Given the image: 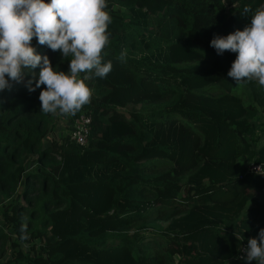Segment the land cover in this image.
<instances>
[{
	"label": "trees",
	"instance_id": "1",
	"mask_svg": "<svg viewBox=\"0 0 264 264\" xmlns=\"http://www.w3.org/2000/svg\"><path fill=\"white\" fill-rule=\"evenodd\" d=\"M106 3L102 63L113 68L85 81L90 103L66 123L70 131L78 116L90 117L87 146L54 132L57 114L40 111L46 86L25 87L31 74L0 91V261L246 264L240 234L258 239L264 229V173L243 167L264 158V146L255 154L246 140L264 86H237L228 72L238 53L220 56L210 45L244 30L264 0ZM32 46L70 71V55L35 37Z\"/></svg>",
	"mask_w": 264,
	"mask_h": 264
},
{
	"label": "clouds",
	"instance_id": "2",
	"mask_svg": "<svg viewBox=\"0 0 264 264\" xmlns=\"http://www.w3.org/2000/svg\"><path fill=\"white\" fill-rule=\"evenodd\" d=\"M106 8V0H0V91L31 74L25 83L29 93L46 86L39 95L42 113L76 115L92 97L85 81L93 75L105 78L113 68L111 61L102 63L111 23ZM34 37L53 52L73 57L67 74L55 70L48 56L37 53L32 46ZM210 46L220 56L226 51L238 53L228 72L237 86L253 80L264 86V4L254 11L244 30L226 37L214 35ZM125 58L126 50H122L119 60ZM37 67L38 77L33 71ZM81 73L86 75L81 78ZM28 221L27 215L21 216L19 240L24 248L29 246ZM243 253L239 259L246 264H264V229L258 239L248 240Z\"/></svg>",
	"mask_w": 264,
	"mask_h": 264
},
{
	"label": "rangeland",
	"instance_id": "3",
	"mask_svg": "<svg viewBox=\"0 0 264 264\" xmlns=\"http://www.w3.org/2000/svg\"><path fill=\"white\" fill-rule=\"evenodd\" d=\"M72 58L73 57L71 56L70 60ZM241 95L244 97L246 101H249L248 91L243 92ZM258 109H259V112L253 119L254 131L251 135L246 137V140L250 142V144L252 145V148L255 154H257L258 150L264 146V105L258 104ZM68 116L69 115L65 116V115L57 114L53 117L52 128L58 136H61V137L66 136L69 133V126L66 124ZM256 157L258 156L255 155L254 158L248 159L244 163L243 167L245 168V170H249L251 164H260L263 167V173H264V158L260 159L259 161H256L257 159ZM246 216H249V214L247 213ZM2 226L4 227V225ZM156 227H158V225ZM132 231H133L132 229H129L126 231L122 230L120 233H127V232H132ZM240 236H241V239L243 238V239L249 240L250 238L248 234L243 233V232L240 234ZM25 250H27V248H25ZM2 262L3 261H0V264H2Z\"/></svg>",
	"mask_w": 264,
	"mask_h": 264
},
{
	"label": "built area",
	"instance_id": "4",
	"mask_svg": "<svg viewBox=\"0 0 264 264\" xmlns=\"http://www.w3.org/2000/svg\"><path fill=\"white\" fill-rule=\"evenodd\" d=\"M91 123L90 117L86 114L78 116L72 124V128L69 131V138L72 142L79 146H87L89 144V125ZM251 171L256 173H263V167L260 164H251ZM248 239H241L240 248L238 250V258L245 255L243 250L247 247Z\"/></svg>",
	"mask_w": 264,
	"mask_h": 264
}]
</instances>
